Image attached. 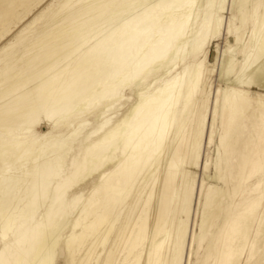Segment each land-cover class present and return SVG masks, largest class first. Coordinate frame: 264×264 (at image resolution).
I'll use <instances>...</instances> for the list:
<instances>
[{"label": "bare ground", "instance_id": "1", "mask_svg": "<svg viewBox=\"0 0 264 264\" xmlns=\"http://www.w3.org/2000/svg\"><path fill=\"white\" fill-rule=\"evenodd\" d=\"M227 7L0 0V264H55L59 247L64 264H182L215 68L234 188L206 175L192 240L202 264H263L264 0L236 5L210 64Z\"/></svg>", "mask_w": 264, "mask_h": 264}, {"label": "rangeland", "instance_id": "2", "mask_svg": "<svg viewBox=\"0 0 264 264\" xmlns=\"http://www.w3.org/2000/svg\"><path fill=\"white\" fill-rule=\"evenodd\" d=\"M241 1L242 0H230V8L227 7V10L225 13L226 18H225V24H224L222 35L219 38L214 39V41L210 43V46L207 47L203 55L200 56L201 59H204V57L206 56V58H208V62H210V64H214L213 60L216 55L215 53L216 47L219 48L220 53L226 50V48H224L226 39L231 38V35L227 34L228 33L227 28L232 24L240 25V22L237 21L236 18L233 17V15H235L236 5ZM248 1H251V0H248ZM0 60H3V58H1ZM217 69L218 68L214 69L215 72L213 74H209V72L206 71L204 75V79H203L202 91H204V87L206 86V84H210L212 86V90H211V93L209 94V101L205 102L206 107H207L205 109V112H207V114L205 113L207 117V123H206L204 136L201 142L199 165L194 171L193 170L191 171L192 174H190V177H191L190 183L187 186L188 189L190 190L192 189L193 195H192L191 212H190V217L188 221V231H187L185 246H184L183 255H182V264H202L204 261L203 259L204 251L201 252L200 256H197L196 255L197 244L192 239H194L195 234H199V219L198 218L200 217V212L204 207V203H205L206 195H207L206 194L207 189L203 187V181H205L204 183H208V181H206L205 179L206 175L214 176V174L220 173V170H221V174L223 175L225 180L223 182L222 181L218 182L220 184L218 185L224 186V188H226L227 191L230 192V194H233L234 185L229 183L231 172L227 168L226 156L224 155V153L218 151L219 146H220V134H219L220 124H219V121H217V117L220 115L219 112L221 109V104L217 103V100H218V95L221 100L223 99L225 95L226 85L223 79L219 77ZM232 77L234 78V76ZM218 90L222 92L219 94ZM261 92L263 93V91ZM126 107H129V106L126 105ZM118 114L119 113H117V109L110 111L107 121L110 122V121L116 120L119 117ZM217 114L218 116L216 117ZM100 125L101 124L95 125L96 130H99L101 128ZM217 127L218 129H216ZM213 132H214L213 141L210 144V141H211L210 137ZM243 138L249 139V138H252V136L250 134H246L245 136H243ZM233 163L236 164V161H234ZM206 166L208 167V169H206ZM84 188L85 190L88 189L86 185L84 186ZM235 201H238V198L237 199L236 198L227 199L228 205L232 204V202H235ZM227 208L228 206L225 205L224 210H226ZM223 222H224V218H221L219 220L220 227L223 225ZM217 231L218 230L215 229L216 233ZM58 250L59 251H58L57 258L55 260V264H64V257H65L64 251L62 247L61 248L59 247Z\"/></svg>", "mask_w": 264, "mask_h": 264}]
</instances>
